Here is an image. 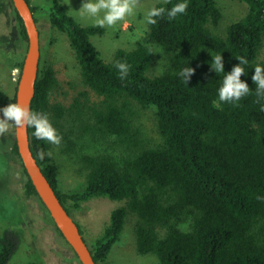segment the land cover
<instances>
[{
    "label": "trees",
    "instance_id": "trees-1",
    "mask_svg": "<svg viewBox=\"0 0 264 264\" xmlns=\"http://www.w3.org/2000/svg\"><path fill=\"white\" fill-rule=\"evenodd\" d=\"M238 1L246 5V13L222 36L215 33L222 17L215 0H188L184 13L175 17L167 9L180 0L158 2L153 7L165 12L147 25L136 46L117 49L105 61L91 42L104 28L78 24L59 0H51L50 25L66 36L82 84L102 99L90 107L91 124L83 130L114 136L128 152L122 159L83 156L84 185L63 192L52 156H37L38 151L50 152L49 141L34 137L28 126L32 154L69 214V205L79 208L93 198L124 203L111 211L102 234L89 245L97 264H113L108 255L128 213L135 217L137 252L155 255L158 264H264V95L257 94L251 79L254 66L264 64V58L256 60L264 41V0ZM30 8L34 15L35 7ZM15 17L25 41L22 22ZM153 46L163 51L166 63L151 76ZM219 53L225 73L239 63L237 58L247 61V75L240 79L250 91L238 101L218 98L223 73L212 69V57ZM117 61L130 65L123 79ZM21 63L15 65L19 70ZM187 65L194 71L184 82L179 71ZM56 86L54 69L39 64L30 109L55 120L80 111L76 103L67 107L51 101ZM14 97L0 90V107L15 103ZM131 103L153 110L160 143L141 140ZM9 154L19 162L15 143ZM22 186L26 197H35L27 177ZM20 241L17 229L2 232L0 264H10Z\"/></svg>",
    "mask_w": 264,
    "mask_h": 264
},
{
    "label": "rangeland",
    "instance_id": "rangeland-1",
    "mask_svg": "<svg viewBox=\"0 0 264 264\" xmlns=\"http://www.w3.org/2000/svg\"><path fill=\"white\" fill-rule=\"evenodd\" d=\"M161 1L165 0H137L136 15L117 22L115 28L105 26L102 34L92 36L91 42L101 57L109 61L117 49H133L147 30V25L143 24L145 12ZM215 1L222 14L215 33L222 36L231 23L243 17L247 7L238 0ZM29 2L35 7L34 17L38 18L40 67L49 65L56 73L57 86L50 99L67 107L76 103L80 108V111L72 108V112L61 120L49 118L62 137L58 145L49 142L51 156L59 166V187L63 192H70L85 183L87 168L82 163L83 156L109 154L122 159L128 152L125 145L119 143L114 136H100L83 130L84 126L91 124L90 107L100 105L102 99L82 84L78 65L66 36L50 25L47 14L51 0ZM82 2L83 0H71L70 7L73 11L68 10L69 5L61 4L78 24L93 25L91 17L80 16L75 12ZM152 50L155 63L149 71L151 76L158 74L166 63L159 47L153 46ZM24 52L25 41L21 38L20 26L10 0H0V90L9 95L15 93L18 77V73H12V68H16V63L22 60ZM263 58L264 41L256 60ZM131 106L132 123L139 130L141 140L151 146L160 143L153 110L143 109L136 103H131ZM2 115L0 113V117ZM9 122L13 123L11 120ZM13 144V125H10L4 134H0V236L7 229H17L21 239L19 249L10 264H79L37 199L24 194L22 180L26 177L21 173L23 169L20 163L9 154ZM123 204L121 200L100 197L83 202L79 208L69 205L70 215L77 223L86 244L90 245L102 234L109 223L111 211L123 207ZM128 214L108 260L113 264H158L155 255L143 256L137 252L135 217Z\"/></svg>",
    "mask_w": 264,
    "mask_h": 264
},
{
    "label": "clouds",
    "instance_id": "clouds-1",
    "mask_svg": "<svg viewBox=\"0 0 264 264\" xmlns=\"http://www.w3.org/2000/svg\"><path fill=\"white\" fill-rule=\"evenodd\" d=\"M61 3L69 5L71 0H61ZM137 0H83L81 7L76 10L80 16H89L93 19V23L99 27L115 28L117 22L127 17L136 15ZM188 6V0H180L170 9H167L169 17H175L178 13H184ZM73 11V10H72ZM165 12L162 7H150L144 14L143 24H155L156 17ZM139 31V30H138ZM239 63L234 65L229 72L223 71V62L221 54L212 57L215 72L223 73L222 82L217 89V95L220 101L233 102L238 101L242 96L249 93V86L240 79L241 74L247 75L245 65L247 61L244 57L237 58ZM119 69L121 79L127 76L130 65L123 61H117L115 65ZM251 77L255 82V91L258 95H264V64H256ZM194 69L187 65L179 71V76L186 82ZM18 68H12V73H18ZM0 134H4L10 125L16 127L31 126L33 128L32 135L40 140H47L52 144L61 143V135L56 127L49 120L48 114L42 111H33L26 105L19 103H8L6 106L0 107ZM14 123H10L9 121ZM45 155H51V152L38 151L37 156L43 159ZM261 197H258V199Z\"/></svg>",
    "mask_w": 264,
    "mask_h": 264
},
{
    "label": "water",
    "instance_id": "water-1",
    "mask_svg": "<svg viewBox=\"0 0 264 264\" xmlns=\"http://www.w3.org/2000/svg\"><path fill=\"white\" fill-rule=\"evenodd\" d=\"M10 3L22 22L26 36L25 52L18 72L14 99L15 103L30 108L40 62V33L27 0H10ZM13 135L21 167L35 189V198L48 215L52 225L79 264H97L77 223L62 205L55 190L36 162L30 149L28 126L16 127L13 125Z\"/></svg>",
    "mask_w": 264,
    "mask_h": 264
},
{
    "label": "flooded vegetation",
    "instance_id": "flooded-vegetation-1",
    "mask_svg": "<svg viewBox=\"0 0 264 264\" xmlns=\"http://www.w3.org/2000/svg\"><path fill=\"white\" fill-rule=\"evenodd\" d=\"M37 23V22H36Z\"/></svg>",
    "mask_w": 264,
    "mask_h": 264
}]
</instances>
